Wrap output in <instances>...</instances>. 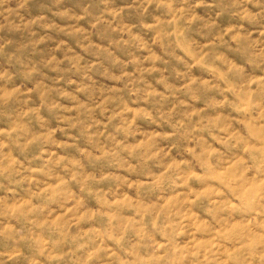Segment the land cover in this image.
Instances as JSON below:
<instances>
[{"label":"clouds","instance_id":"1","mask_svg":"<svg viewBox=\"0 0 264 264\" xmlns=\"http://www.w3.org/2000/svg\"><path fill=\"white\" fill-rule=\"evenodd\" d=\"M0 264H264V0H0Z\"/></svg>","mask_w":264,"mask_h":264}]
</instances>
